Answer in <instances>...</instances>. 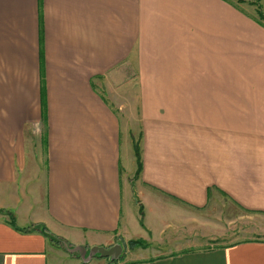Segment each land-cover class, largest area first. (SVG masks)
I'll use <instances>...</instances> for the list:
<instances>
[{
	"label": "crops",
	"instance_id": "0c3cea01",
	"mask_svg": "<svg viewBox=\"0 0 264 264\" xmlns=\"http://www.w3.org/2000/svg\"><path fill=\"white\" fill-rule=\"evenodd\" d=\"M222 195L264 212L263 26L224 0H0V264L180 242ZM123 264H264V239Z\"/></svg>",
	"mask_w": 264,
	"mask_h": 264
},
{
	"label": "rangeland",
	"instance_id": "374dc122",
	"mask_svg": "<svg viewBox=\"0 0 264 264\" xmlns=\"http://www.w3.org/2000/svg\"><path fill=\"white\" fill-rule=\"evenodd\" d=\"M229 3L264 27V17L260 15L263 14L264 16V0H229ZM100 91L105 94L104 85H102ZM133 138L135 139V136ZM136 145H139V143ZM230 200V198L228 199V197L222 195L207 211L194 212L196 217L192 221L193 225L187 234L181 238L180 242L177 238L173 242L168 241L167 245L166 243L156 245L145 240L127 241L122 239L118 243L124 248V253L114 261L111 257L94 255L93 248L90 245L75 246L60 241L54 236L52 239L72 259L90 264H123L143 256H161L182 249L208 250L229 246L248 239H264V220L262 219L264 218V212L250 210L234 200L235 210L231 212L230 204H232V200ZM142 213L143 209H141ZM200 221L206 222V227L203 223L199 226ZM91 255L93 256L91 257Z\"/></svg>",
	"mask_w": 264,
	"mask_h": 264
},
{
	"label": "water",
	"instance_id": "95a60500",
	"mask_svg": "<svg viewBox=\"0 0 264 264\" xmlns=\"http://www.w3.org/2000/svg\"><path fill=\"white\" fill-rule=\"evenodd\" d=\"M94 255H100L102 257H111L112 260L118 259L123 252V248L121 245H117L112 249H105V248H93L92 249ZM93 255H91L92 257Z\"/></svg>",
	"mask_w": 264,
	"mask_h": 264
},
{
	"label": "trees",
	"instance_id": "16d2710c",
	"mask_svg": "<svg viewBox=\"0 0 264 264\" xmlns=\"http://www.w3.org/2000/svg\"><path fill=\"white\" fill-rule=\"evenodd\" d=\"M225 2H229V0H224ZM262 17H264L263 16V14H260ZM136 154H137V157H138V161H139V169H138V174H139V172H140V170H141V156H140V149H139V145H136ZM143 214V213H142ZM35 230H39V231H41L43 234H45L47 237H49V235H48V233H46L47 231H46V229H44V228H35ZM50 238H52L51 236H50Z\"/></svg>",
	"mask_w": 264,
	"mask_h": 264
}]
</instances>
